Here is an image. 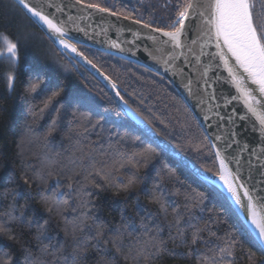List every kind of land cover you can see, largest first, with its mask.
Returning <instances> with one entry per match:
<instances>
[{
	"label": "trees",
	"instance_id": "1",
	"mask_svg": "<svg viewBox=\"0 0 264 264\" xmlns=\"http://www.w3.org/2000/svg\"><path fill=\"white\" fill-rule=\"evenodd\" d=\"M81 1L165 30L178 27L173 21L189 3ZM0 34L19 42L20 58L12 92L4 79L9 62L0 58V221L10 228L0 233V257L13 264H250L251 256L264 264L226 195L138 129L104 84L12 0H0ZM78 48L160 136L199 169L219 174L206 133L168 80ZM36 77L40 86L30 93ZM9 213L19 219L9 221ZM227 247L231 257L220 251Z\"/></svg>",
	"mask_w": 264,
	"mask_h": 264
},
{
	"label": "water",
	"instance_id": "2",
	"mask_svg": "<svg viewBox=\"0 0 264 264\" xmlns=\"http://www.w3.org/2000/svg\"><path fill=\"white\" fill-rule=\"evenodd\" d=\"M12 1L74 65H82L104 84L122 112L138 129L197 178L219 188L256 238V232L246 211L235 204L219 178L220 160L216 152L221 153L233 175L239 177L236 183L243 184L244 188L249 190L253 202L259 208L256 197L264 195V139L256 116L247 112L242 99L233 98L239 96V93L230 84V78L218 58H212L211 54L215 53L216 49L208 44L204 35L206 29L199 18H195L191 23L185 22L186 35L181 36L180 46L176 47L174 42L162 36L161 31H155L159 28L81 0H27L30 5L63 28L66 33L64 38L76 46L77 53H82L78 46L94 49L136 63L168 80L206 133L217 159L219 174L196 167L121 99L118 86L108 75L83 53L78 55L70 49H65L47 27L38 22V18L32 17L23 9L18 0ZM189 2L199 5L206 4L207 0ZM197 10L204 11V8L198 7ZM113 43L119 47H113ZM113 84L116 85L115 88L112 87ZM241 116H246L247 119L241 120ZM253 124L256 125L255 130ZM244 188L238 189L241 195ZM259 244L261 245L260 242Z\"/></svg>",
	"mask_w": 264,
	"mask_h": 264
},
{
	"label": "snow or ice",
	"instance_id": "3",
	"mask_svg": "<svg viewBox=\"0 0 264 264\" xmlns=\"http://www.w3.org/2000/svg\"><path fill=\"white\" fill-rule=\"evenodd\" d=\"M19 4L23 6L32 17L38 18V22L45 25L48 31L55 37L56 40L65 48L70 49L71 52L77 53V48L69 40L65 39L66 33L63 28L38 11L34 6L30 5L27 0H18ZM259 4V11L257 5ZM204 8V11H198L197 8ZM199 18L202 25L206 29L204 35L207 42L213 45L216 49L211 56L217 59L222 64L223 70L227 72L230 78V84L234 86L239 96H234V99H242L247 108V112L256 116L259 121V128L262 132V139H264V0H207V3L196 5L192 2L187 3L183 10L177 13L176 19L173 21L174 31H161L162 36L167 37L174 42L176 47L180 46L182 35H186V21L190 23ZM146 27H150L146 25ZM155 39V37H152ZM167 43V41H165ZM195 43V41H193ZM0 58L9 62V71L5 73L4 79L7 81V89L9 92L15 90L16 82L18 80V73L15 68L19 64V42L13 41L6 34H0ZM113 47H119L118 44L113 43ZM83 55L82 53H77ZM91 63V61H88ZM220 64L217 66L219 67ZM95 67V65H93ZM39 77L30 81L27 91L35 93L40 86ZM116 87L115 84L112 85ZM59 95L54 92L52 97H49L45 102V107L51 102V99ZM117 95L119 93L117 92ZM121 99H123L121 97ZM125 103H127L125 101ZM241 120L247 119L246 116H241ZM55 125V121H53ZM256 125L253 124V130ZM54 130V128L52 129ZM49 134H51V131ZM216 156L220 160V180L223 182L227 192L231 194L235 204L246 211L250 223L256 232V240L261 243V251L264 252V195H259L256 200L257 204L253 202V197L243 184H237L238 176H234L224 158L219 151ZM25 183H28L25 180ZM100 187L99 184L96 185ZM239 188H244L241 195ZM18 217L8 214V220H17ZM10 228L7 221H0V233L9 232ZM183 235V233H178ZM40 233L36 237L40 239ZM97 235H102L98 230ZM9 239H15L13 235H9ZM220 251L225 255L231 257L233 255L230 247L221 248ZM78 250H74L73 255H77ZM250 264H252V257L249 256ZM0 264H13L11 257H0ZM228 264H233L229 261Z\"/></svg>",
	"mask_w": 264,
	"mask_h": 264
}]
</instances>
